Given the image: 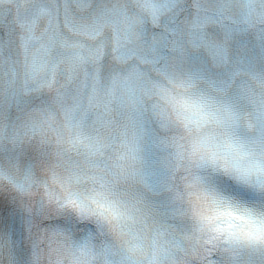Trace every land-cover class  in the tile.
Segmentation results:
<instances>
[{
    "label": "clouds",
    "instance_id": "clouds-1",
    "mask_svg": "<svg viewBox=\"0 0 264 264\" xmlns=\"http://www.w3.org/2000/svg\"><path fill=\"white\" fill-rule=\"evenodd\" d=\"M0 264H264V0H0Z\"/></svg>",
    "mask_w": 264,
    "mask_h": 264
}]
</instances>
